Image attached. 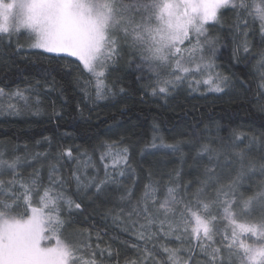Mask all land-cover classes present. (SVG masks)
Here are the masks:
<instances>
[{"label": "snow or ice", "instance_id": "6c2138e0", "mask_svg": "<svg viewBox=\"0 0 264 264\" xmlns=\"http://www.w3.org/2000/svg\"><path fill=\"white\" fill-rule=\"evenodd\" d=\"M226 12L235 20L232 58L239 62L241 51L252 52L257 25L264 42V0H0V47L7 53L15 38L14 56L42 55L75 66L85 98L92 88L96 100L116 95L110 77L128 57L153 97L167 101L201 85L221 93L231 81L217 70L219 39L210 31ZM23 34L30 38L27 53L19 43ZM257 63L264 100V49ZM0 97L7 98L0 112L8 114L39 111L42 103L39 81L14 90L2 86ZM189 142L196 179L188 181L179 169L138 172L123 140L102 142L98 155L63 146L55 155H29L27 149L20 155L0 144V264H120V252L102 246L98 232L93 241L91 229L75 227L84 200L110 203L105 215L143 241L131 244L143 251L124 264H163L157 252L166 254L167 264H191L197 249L205 264H264V182L255 191L244 187V177L257 167L251 154L264 153V132L249 139L236 129L227 137L208 131ZM175 153H182L180 142L166 143L154 133L140 150V163ZM31 161L47 166L46 177ZM259 169L264 175V157ZM70 230L77 239L68 238ZM171 240L180 247H169Z\"/></svg>", "mask_w": 264, "mask_h": 264}, {"label": "trees", "instance_id": "16d2710c", "mask_svg": "<svg viewBox=\"0 0 264 264\" xmlns=\"http://www.w3.org/2000/svg\"><path fill=\"white\" fill-rule=\"evenodd\" d=\"M234 23L231 12H226L221 23L210 31V35L219 39L217 70L230 78L229 88L216 93L207 91L204 85H201L200 91L194 92L185 87L167 101L151 96L144 85L137 81L133 68L129 66L130 57L122 60L110 77L109 82L116 85V95L96 100L95 89L92 88L91 98H85L77 85L75 66L49 62L42 55L14 56V38L12 49L7 53L0 47V87L7 86L14 90L16 87L35 85L39 81L42 103L39 111L33 108L19 114L0 112V144H7L9 150H18L20 155H25L26 149L29 155L35 152L55 155L61 146L71 147L74 153L79 150L91 154L97 150L98 155L102 142L123 140L132 148L134 166H138V172L141 168L147 170L149 167L157 171L179 169L185 181L195 180L193 157L196 152L189 142L193 135L202 137L208 131L213 134L219 131L220 135L227 137L231 130L236 129L247 133L250 139L253 134L264 132V111L260 108L264 100L259 95L261 66L257 63L264 42L261 41L257 25L256 34L250 36L251 54L241 51L240 61L237 62L232 58L235 48ZM28 41L26 34L19 38L20 44L25 45ZM121 87L124 88L123 93L120 92ZM0 103L6 105L7 98L0 97ZM154 133L163 137L166 143L180 142L182 153L149 156L141 164L140 150L146 142L151 141ZM262 157L264 153L253 151L250 159L256 162L257 167L254 173L248 172L244 177V187H251L253 191L264 182V175L259 169ZM31 163L41 169L46 177V165L36 161ZM31 171L28 168L25 175ZM64 171L67 174V169ZM145 175L146 171L140 173L142 181ZM111 206L103 201L94 203L84 200L83 214L78 217L75 227L91 229L93 241L98 232L103 237L102 246L111 244L114 251L120 252V264H124L125 259H136L143 251L142 248L137 251L131 244L136 242L143 245V241H136L135 237L122 231L111 216L105 215ZM68 238L77 239L71 230ZM125 241L128 243L125 244ZM167 243L169 247H180L175 240ZM181 255L187 258L186 251H182ZM156 261L167 264L166 254L157 252ZM191 264H205V257L198 249Z\"/></svg>", "mask_w": 264, "mask_h": 264}, {"label": "rangeland", "instance_id": "374dc122", "mask_svg": "<svg viewBox=\"0 0 264 264\" xmlns=\"http://www.w3.org/2000/svg\"><path fill=\"white\" fill-rule=\"evenodd\" d=\"M26 36L28 37V35H27V34H26ZM28 38H29V37H28ZM29 42H30V38H29V41H28V43H26V44L24 45V46H25V47H24V49H25V50H27V51H29V49H28V47H27V46H28V44H29ZM22 45H23V44H22Z\"/></svg>", "mask_w": 264, "mask_h": 264}]
</instances>
